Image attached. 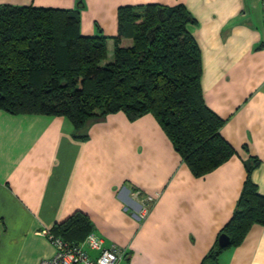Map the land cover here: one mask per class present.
I'll return each instance as SVG.
<instances>
[{
    "label": "crops",
    "instance_id": "0c3cea01",
    "mask_svg": "<svg viewBox=\"0 0 264 264\" xmlns=\"http://www.w3.org/2000/svg\"><path fill=\"white\" fill-rule=\"evenodd\" d=\"M80 3L81 34L107 38L102 65L116 46L133 45L114 40L120 8L183 5L196 21L187 29L200 51L204 102L223 120L221 136L235 154L197 177L151 114L134 121L110 114L78 140L65 117L0 110V264L54 257L52 228L77 212L105 247L125 252L119 264H202L234 215L246 162L259 161L251 178L264 196L262 0H0L70 11ZM218 264H264V225L252 226Z\"/></svg>",
    "mask_w": 264,
    "mask_h": 264
},
{
    "label": "trees",
    "instance_id": "16d2710c",
    "mask_svg": "<svg viewBox=\"0 0 264 264\" xmlns=\"http://www.w3.org/2000/svg\"><path fill=\"white\" fill-rule=\"evenodd\" d=\"M77 10L0 6V110L13 115L67 118L73 137L86 140L89 124L124 112L131 121L153 115L174 149L197 177L234 156L221 136L223 120L205 104L199 48L188 32L196 21L183 5H146L119 9V33L130 48L116 46L107 59V38L84 36ZM259 161L246 162L244 183L233 217L202 264H218L220 254L264 225V196L251 178ZM92 233L77 212L51 234L80 243ZM227 235L230 244L220 246Z\"/></svg>",
    "mask_w": 264,
    "mask_h": 264
},
{
    "label": "built area",
    "instance_id": "2783aa9c",
    "mask_svg": "<svg viewBox=\"0 0 264 264\" xmlns=\"http://www.w3.org/2000/svg\"><path fill=\"white\" fill-rule=\"evenodd\" d=\"M264 19V0H262ZM151 201V199H149ZM149 209L145 208L142 217H146ZM49 240L55 248V255L40 264H119L125 252L116 246L105 247L104 240L95 233L89 234L80 243H68L58 236L50 234ZM91 252H97L92 257Z\"/></svg>",
    "mask_w": 264,
    "mask_h": 264
},
{
    "label": "water",
    "instance_id": "95a60500",
    "mask_svg": "<svg viewBox=\"0 0 264 264\" xmlns=\"http://www.w3.org/2000/svg\"><path fill=\"white\" fill-rule=\"evenodd\" d=\"M219 243L222 248H226L230 244V238L227 235H222Z\"/></svg>",
    "mask_w": 264,
    "mask_h": 264
}]
</instances>
